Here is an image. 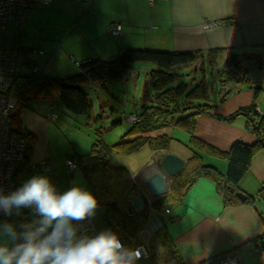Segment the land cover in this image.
<instances>
[{"label": "crops", "instance_id": "1", "mask_svg": "<svg viewBox=\"0 0 264 264\" xmlns=\"http://www.w3.org/2000/svg\"><path fill=\"white\" fill-rule=\"evenodd\" d=\"M115 21L122 25L116 36L108 29V24ZM210 21L217 24L204 27ZM4 44L24 52L21 77L28 76L30 65L34 64L41 69L39 79L69 76L77 72V61L113 59L127 47L204 54L200 73L209 64L218 81L217 94H212L205 83L209 113H175L168 127L122 137L121 142L140 136L168 138L165 148L149 141L129 153L114 151L108 163L123 166L130 174H137L153 156L172 153L186 163L196 153L204 165L225 175L227 160L199 150L191 143V137L222 151H229L235 142L257 143L248 116L238 111L255 103V112L264 113V88L260 89L264 87V0H34L24 27L8 25ZM214 48H220L222 53L210 64L205 55ZM231 55L243 59L246 74L239 82H222L220 71L215 69ZM195 69L199 72L196 64ZM39 83L20 94L12 112V127L27 132L26 166L47 157L56 173L58 192L80 186L92 193L85 174L78 172L80 167L69 177L65 173L67 158H85L90 150V143L86 146L90 136L83 139L89 133L85 130L88 119L67 110L57 92H41ZM51 113H56L57 118L50 123L46 117ZM190 114L195 115L192 136L173 124ZM230 116L229 121L221 119ZM26 166L18 177L29 178ZM115 183L123 211H133L128 203L130 194L125 198L124 192L132 183L143 187L144 178H119ZM237 189L253 196V203H226L216 183L200 176L180 200L159 211L150 209L149 218L158 216L162 226L150 235L151 256L147 259L153 257L154 251H162L158 254L169 264H222L224 254L235 257L237 264H264L254 243L256 237L264 234V147L252 155ZM145 227L146 224L142 230ZM137 235L127 240L121 237L125 245L131 246L138 241Z\"/></svg>", "mask_w": 264, "mask_h": 264}, {"label": "trees", "instance_id": "2", "mask_svg": "<svg viewBox=\"0 0 264 264\" xmlns=\"http://www.w3.org/2000/svg\"><path fill=\"white\" fill-rule=\"evenodd\" d=\"M221 53L222 50L220 48H214L208 50L205 56L210 64H214ZM203 58L204 54L201 51H170L127 47L121 49L113 59L85 61L79 64L77 72L69 76L63 78L42 77V79H38L34 86L40 82L39 89L41 92H57L60 101L67 110L83 115L87 119L90 115V102L82 89L84 83L118 80L127 73L131 64L138 61L152 62L169 69L175 66L195 64ZM241 60L242 58H238L236 55H231L226 60L223 69L220 71L222 82H239L244 78L246 67ZM255 61L258 63L257 59ZM149 75L151 87L154 91L151 100L152 105L145 106L141 114L135 113L140 118V121L135 124H127L132 127L123 137L143 133L153 128L168 127L175 113H182L188 110H196V113H209L208 109L211 107L209 105V91L203 80L197 82L192 88L183 83L173 87L171 84L174 81V75L170 72L151 70ZM239 112L248 116L251 131L257 136L258 140L253 145L235 142L229 151H222L192 136L195 127L194 114L184 116L175 121L173 124L176 127L184 129L192 136L191 143L199 150L226 159L228 162L227 172L222 175L215 168L204 165L197 154L194 153L192 158L185 163L183 169L169 178V192L166 195L155 198L149 205L141 195L145 205L138 213L134 211L124 212L118 201L117 183L115 181L119 178L131 180L130 173L125 167L111 165L108 161L114 151L129 153L149 141L156 142L158 148H165L168 142L167 136L163 135L155 138L140 136L133 140L108 144L98 134L99 138L93 141L85 158H80L79 156L78 159L69 157L78 164V167L85 174L92 189V194L98 201V207L93 216L96 228L99 231L110 229L113 232H119L122 236H125L126 240L134 237L142 231V228L147 223L150 209L159 211L163 206L180 200L184 191L200 176H206L216 183L217 190L226 203L241 202L235 194L238 191L237 183L247 170L252 155L261 147V142L264 141V113L255 112V103L241 108ZM232 116L221 119L229 121ZM14 129L26 139L24 161L15 169L14 173L15 191L23 185L17 181V178L18 172L21 171L23 166H26L28 138L25 130ZM98 169L101 175L95 179L93 174ZM108 180L112 182L108 183ZM137 188L143 190L144 186H137L134 183L128 185L124 192V197L127 198ZM244 201L253 203L254 197L247 196ZM39 219L40 217L34 214L32 209H22L19 216L13 215L10 217L0 212V222L7 221L17 226ZM17 230L19 231V228ZM254 243L258 251H260L262 261H264V234L256 237Z\"/></svg>", "mask_w": 264, "mask_h": 264}, {"label": "clouds", "instance_id": "3", "mask_svg": "<svg viewBox=\"0 0 264 264\" xmlns=\"http://www.w3.org/2000/svg\"><path fill=\"white\" fill-rule=\"evenodd\" d=\"M97 207L90 191L73 186L58 192L46 175L31 177L9 194L0 191L4 215L32 209L40 217L18 226L0 222V264H137L142 249L126 247L110 229L78 236L73 222L93 217Z\"/></svg>", "mask_w": 264, "mask_h": 264}, {"label": "built area", "instance_id": "4", "mask_svg": "<svg viewBox=\"0 0 264 264\" xmlns=\"http://www.w3.org/2000/svg\"><path fill=\"white\" fill-rule=\"evenodd\" d=\"M150 3L153 0H149ZM34 0H0V191L3 194H9L14 191V173L15 169L24 161L26 139L12 128L11 112L18 103L21 93L30 90L38 81L41 69L34 64H31V72L25 78L21 77V68L24 62V52L14 47H8L4 44L5 35L8 25H14L19 28L24 27ZM217 24V21L205 22L204 27H209ZM120 22H111L108 24L109 32L116 36L121 31ZM34 52L42 53L41 50ZM88 61V59L77 61L78 65ZM56 113L49 114L46 119L48 122L56 120ZM140 121V118L135 114H128L123 118L125 124H135ZM22 131V128H19ZM155 164L144 167L141 170L142 177L145 178L148 173L155 170ZM78 164L67 158L65 160V173L69 177L76 169ZM26 171L29 179L37 175H46L50 181L56 186V173L51 166L50 160L45 157L37 162L27 164ZM136 177V174H130L131 180ZM169 181V179L167 180ZM136 194L142 195L146 199L147 204L155 199L151 194H144L139 188L135 191ZM144 201V200H143ZM78 228V236H94L100 231L96 228L93 217L87 218L82 222H73ZM121 242L125 245L121 235L118 232ZM143 230L137 235V242L128 248H140L143 251L141 259L150 258V250L148 243L144 242ZM260 252V251H259ZM140 259V260H141ZM222 264H237L236 258L230 254H224Z\"/></svg>", "mask_w": 264, "mask_h": 264}, {"label": "rangeland", "instance_id": "5", "mask_svg": "<svg viewBox=\"0 0 264 264\" xmlns=\"http://www.w3.org/2000/svg\"><path fill=\"white\" fill-rule=\"evenodd\" d=\"M229 57L230 56H228V58ZM237 57L239 58L240 56ZM226 60L217 66L215 70L221 71ZM241 61L244 65L243 59ZM201 63H203V59L195 63L199 71L196 72L195 64L175 66L167 69L152 62L138 61L131 64L127 73L118 80L87 82L83 84L82 89L90 102V115L87 118L88 125L85 129L89 133L83 135V139H86L88 135L90 136L86 146H89V143L91 145L93 141L99 138L98 134L106 143L113 144L118 142L132 127L125 124L123 118L131 113L141 114L145 106L152 105L151 100L154 91L151 87V78L149 75L151 70H164L173 74L174 81L171 84L173 87L183 83L188 85L189 88H192L197 82L203 80L208 84L209 91H212V94L215 92L217 94L218 89L216 88L218 87V81L216 79L217 77L213 78L216 71H211V65L206 64V67H204L205 72L200 73L202 72ZM262 88L264 87L261 86L260 89ZM144 153L145 152L142 151V155ZM156 157L157 156H153L144 167L151 165L156 160ZM117 158L121 157H116V161ZM113 160L115 159L113 158ZM144 167L138 171L133 180L136 179V181H140L142 179L141 170ZM78 172L82 174L81 170H78ZM93 175L95 179H97L101 175L99 169ZM83 178L85 180V177ZM27 180H29V178L22 177L21 175L17 178V181L23 184ZM85 183V187H88L86 180ZM87 190L90 191L89 188H87ZM144 194L146 195V190ZM159 252L162 251H154L151 259H141L137 264H169L162 255L158 254Z\"/></svg>", "mask_w": 264, "mask_h": 264}, {"label": "water", "instance_id": "6", "mask_svg": "<svg viewBox=\"0 0 264 264\" xmlns=\"http://www.w3.org/2000/svg\"><path fill=\"white\" fill-rule=\"evenodd\" d=\"M261 146L264 147V141L261 142ZM152 164H155L156 167L144 178V188L149 194L157 198L169 192V181L167 180L183 169L185 160L176 154L164 153L157 156ZM235 194L241 201H244L247 197L242 191H236ZM128 203L135 213L140 212L144 208L142 197L134 192L130 194ZM161 226L158 216L153 215L148 219L143 230V238L146 244L151 233L157 231Z\"/></svg>", "mask_w": 264, "mask_h": 264}]
</instances>
